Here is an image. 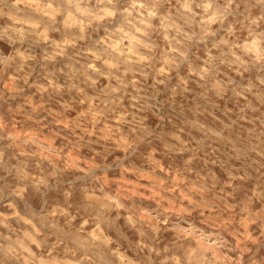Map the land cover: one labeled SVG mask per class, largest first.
<instances>
[{
    "label": "clouds",
    "instance_id": "9594fccd",
    "mask_svg": "<svg viewBox=\"0 0 264 264\" xmlns=\"http://www.w3.org/2000/svg\"><path fill=\"white\" fill-rule=\"evenodd\" d=\"M0 264H264V0H0Z\"/></svg>",
    "mask_w": 264,
    "mask_h": 264
}]
</instances>
